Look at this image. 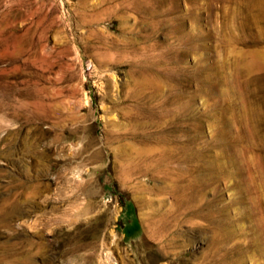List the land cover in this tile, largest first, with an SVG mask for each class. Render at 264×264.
I'll return each instance as SVG.
<instances>
[{
	"label": "rangeland",
	"instance_id": "obj_1",
	"mask_svg": "<svg viewBox=\"0 0 264 264\" xmlns=\"http://www.w3.org/2000/svg\"><path fill=\"white\" fill-rule=\"evenodd\" d=\"M263 185L264 0H0V264H264Z\"/></svg>",
	"mask_w": 264,
	"mask_h": 264
},
{
	"label": "bare ground",
	"instance_id": "obj_2",
	"mask_svg": "<svg viewBox=\"0 0 264 264\" xmlns=\"http://www.w3.org/2000/svg\"><path fill=\"white\" fill-rule=\"evenodd\" d=\"M137 156L140 157V153ZM179 182H180V180H177V179L174 180L173 179L171 181V184L173 186H171V184H170L169 186L165 187V189L162 190V192L165 193L166 195H168L170 198V202L168 205H164L162 203V201H163L162 199H158V200L148 199L144 203V204L147 203L146 205H149V207H150V209L148 211L150 223H152L154 225L157 224V226H159V229L151 231L149 233V235L151 238L154 239L156 246L162 248L165 251H166V249H169L172 246H175L177 243L175 235L171 234L169 231V225H168L169 223H167V219L180 217V215L182 213L189 214L192 217L193 216H202V217L204 216L205 218H207L206 214L202 215V214H200V211L202 208L205 209L206 207H209V202L206 201L204 203L203 202L200 203V201L202 200L200 198V192L196 191V190H192V189L182 188V187H180L181 185L179 184ZM175 187H176V189H175ZM178 187H180V188H178ZM184 187H186V186H184ZM263 189H264V187H263ZM154 203H156V205H154ZM159 207H161V208H159ZM155 216L156 217L158 216V218L156 219ZM171 223L172 222H170V227L172 225ZM263 234H264V232H263ZM155 243H153V244L155 245ZM218 244H219V242L215 243V245H218ZM255 248H256L257 252L260 254V256H262L264 259V240L261 239V240L255 241Z\"/></svg>",
	"mask_w": 264,
	"mask_h": 264
}]
</instances>
